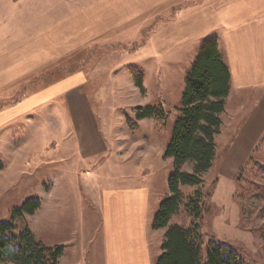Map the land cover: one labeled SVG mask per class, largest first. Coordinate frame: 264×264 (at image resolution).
<instances>
[{
    "label": "crops",
    "instance_id": "0c3cea01",
    "mask_svg": "<svg viewBox=\"0 0 264 264\" xmlns=\"http://www.w3.org/2000/svg\"><path fill=\"white\" fill-rule=\"evenodd\" d=\"M5 5L4 19L14 24L2 28L8 31L0 40V86L13 88L1 92L0 98L6 101L4 96L9 93L13 98L0 106V129L24 115H44L45 106L63 98L67 105L63 112L76 138L77 159L95 164L108 156L111 146L85 92L93 79L88 66L87 71L79 66L68 74L63 66V74L47 82L41 76L32 78L58 66L71 53L79 55L76 62L82 65L86 62L82 56L92 50L124 46L128 32L134 29L137 38L133 37L138 41L133 51L139 53L135 60H142L143 69H154L158 74L163 61L180 62L185 54L195 52L200 40L216 39L231 77L221 114V128L225 126L222 116H226L230 132L228 145L220 151L223 175L233 178L264 141V0H7ZM193 58H186L187 66ZM125 63L122 56L111 68H125ZM116 79L122 81L118 75ZM21 83L27 88L39 86L17 97L23 90L17 88ZM117 139L113 142L116 153L121 154L117 160L123 161L126 150ZM3 140L0 132V144L7 143ZM140 170L137 165L110 176V183L91 180L87 184L96 200L94 209L85 215L90 220L92 212L98 215L91 221L98 238L94 231L76 236L77 224L73 235L55 243L64 246L59 264H153L154 256L161 253L164 229L152 226L150 192L137 183L139 175L148 173ZM72 195L76 219V211L78 214L85 205L76 184ZM41 205L44 224L46 217L52 219V213H46ZM151 238L157 241L154 251Z\"/></svg>",
    "mask_w": 264,
    "mask_h": 264
},
{
    "label": "rangeland",
    "instance_id": "374dc122",
    "mask_svg": "<svg viewBox=\"0 0 264 264\" xmlns=\"http://www.w3.org/2000/svg\"><path fill=\"white\" fill-rule=\"evenodd\" d=\"M6 1L0 0V40L3 33L8 31H2V28L14 24L9 18L4 19ZM36 1L38 0H34V3ZM133 30L128 32L124 46H118L117 49L116 46H106L96 52L92 50L82 56L86 59L82 65L76 62L79 55L71 53L61 59L58 66L44 70L42 74L45 73V76L40 74L39 77L32 78L36 80L44 77L47 82L51 80L50 77L62 75L63 66L66 74L79 66H84L81 68L87 71L88 66L93 79L87 84L85 92L101 132L111 146L108 156L99 158L95 164L77 159L76 138L68 117L64 114L67 105L63 98L55 99L45 106L44 115L32 113L29 118L24 115L0 129L3 141L7 140V143L0 144V163L3 166L0 170V222L13 224V230L8 233L17 234L29 227L40 241L52 246L73 235L78 224L79 232L76 236L80 237L84 231L92 235L94 231V237L98 238L99 233H95L92 224L98 219V215L94 210L91 220L85 215L88 210L94 209L96 200L88 191L87 184L91 180L102 184L110 183V176L121 174L126 168L134 169L137 165L141 167L140 172L148 173L145 176L139 175L137 183L140 181L150 192V219L153 224L161 203L169 195L168 178L174 171L173 159L164 156V148L171 138L174 122L180 115L182 91L191 66H187L186 58L193 55V62L207 39L200 40L195 52L185 54L180 62L171 59L163 61L158 66V74L157 70L143 69L142 60H135L139 53L133 51L136 47L134 44L138 41ZM117 50L130 53L125 55ZM122 56L126 67L111 68ZM116 74L122 80L120 83ZM136 75L141 78L144 89L142 92L134 83ZM29 86L27 88L25 83L17 84L18 89H23L17 97L39 85ZM12 88L13 85L0 86V94L10 92ZM10 96V93L4 96L7 99L4 102L1 101V96L0 106L9 103ZM147 104L161 106L164 116L137 121L135 107ZM125 114L136 122L132 129L127 127ZM222 118L225 126L215 139L213 167L203 174L201 186L183 187L182 195L186 198L197 188L202 192L203 211L199 219V230L202 235L203 256L208 241L213 240L234 250L243 264H264V141L259 143L246 163L238 168L233 178L223 175L220 151L224 149L225 143L228 145L230 132L226 127V116ZM116 137L123 141L121 145L126 150L123 152L126 156L123 161L117 160L121 154L116 153L113 145ZM182 169L191 172L192 165L185 163ZM75 184L82 191L85 204L82 211L78 214L76 211V219L75 196L72 195ZM36 197L44 204L45 212L50 210L52 213V219L46 217L44 224L42 205L32 215H15V211L26 201ZM190 220L182 206L180 212L171 217L172 223L182 226H188ZM151 242L154 251L157 241L151 238ZM158 258V255L154 256L153 264H156Z\"/></svg>",
    "mask_w": 264,
    "mask_h": 264
},
{
    "label": "trees",
    "instance_id": "16d2710c",
    "mask_svg": "<svg viewBox=\"0 0 264 264\" xmlns=\"http://www.w3.org/2000/svg\"><path fill=\"white\" fill-rule=\"evenodd\" d=\"M135 85L143 91L139 76ZM231 77L229 68L218 50L216 39H208L188 69L182 91L180 115L174 122L171 138L164 148V156L173 159L174 171L168 178L169 195L155 214L153 228L164 229L161 253L156 264H243L237 253L225 244L209 240L204 256L201 253L202 235L199 219L202 215V192L194 190L186 198L183 187H199L203 174L213 167L216 154V137L222 126L221 114L229 93ZM136 120L163 117L161 106L147 104L135 107ZM132 129L136 122L125 114ZM250 160V159H249ZM185 163L192 171L182 169ZM3 168L0 163V170ZM41 206L40 198H31L15 215H32ZM182 209L191 219L188 226L171 222V217ZM14 226L0 222V264H59L64 246L45 245L35 233L25 227L10 234Z\"/></svg>",
    "mask_w": 264,
    "mask_h": 264
}]
</instances>
